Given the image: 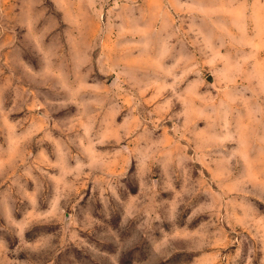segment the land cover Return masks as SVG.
Instances as JSON below:
<instances>
[{
	"label": "rangeland",
	"instance_id": "rangeland-1",
	"mask_svg": "<svg viewBox=\"0 0 264 264\" xmlns=\"http://www.w3.org/2000/svg\"><path fill=\"white\" fill-rule=\"evenodd\" d=\"M0 264H264V0H0Z\"/></svg>",
	"mask_w": 264,
	"mask_h": 264
}]
</instances>
